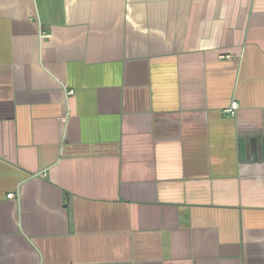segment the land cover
Listing matches in <instances>:
<instances>
[{
    "label": "crops",
    "instance_id": "0c3cea01",
    "mask_svg": "<svg viewBox=\"0 0 264 264\" xmlns=\"http://www.w3.org/2000/svg\"><path fill=\"white\" fill-rule=\"evenodd\" d=\"M0 264H264V0H0Z\"/></svg>",
    "mask_w": 264,
    "mask_h": 264
},
{
    "label": "built area",
    "instance_id": "2783aa9c",
    "mask_svg": "<svg viewBox=\"0 0 264 264\" xmlns=\"http://www.w3.org/2000/svg\"><path fill=\"white\" fill-rule=\"evenodd\" d=\"M73 92H74L73 90H70L69 93L72 94ZM238 108H239L238 102L237 101H233L231 103L230 107L225 110V112H227L228 116H235L236 113H237ZM7 197L13 198L14 194L10 193V194L7 195Z\"/></svg>",
    "mask_w": 264,
    "mask_h": 264
}]
</instances>
